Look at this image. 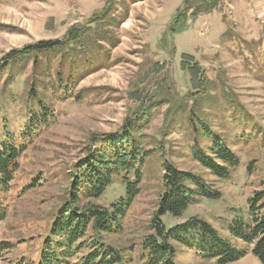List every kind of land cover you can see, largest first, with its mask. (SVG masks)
I'll list each match as a JSON object with an SVG mask.
<instances>
[{
	"label": "rangeland",
	"instance_id": "obj_1",
	"mask_svg": "<svg viewBox=\"0 0 264 264\" xmlns=\"http://www.w3.org/2000/svg\"><path fill=\"white\" fill-rule=\"evenodd\" d=\"M72 29L86 30L85 47L75 43L64 58H40L43 71L35 72L32 61L4 64L13 50L64 41ZM197 64L193 76L188 68ZM0 69L1 141L22 142L40 101L54 115L28 141L5 196L0 241L13 248L0 264L39 258L71 197L80 161L104 135L126 125L151 151L122 230L102 236L127 264H140L142 242L152 233L165 163L202 176L222 195L200 200L180 219L167 216V227L199 218L229 238L234 212H246L248 199L264 189V0H0ZM60 70L72 76L63 87L55 83ZM209 134L240 157L229 180L219 181L194 159L195 149L209 152ZM126 176L115 178L101 200L80 203L110 207L126 197V182L135 181L132 173ZM232 243L248 254L231 264H261L252 247ZM176 251L177 264H218L180 245Z\"/></svg>",
	"mask_w": 264,
	"mask_h": 264
},
{
	"label": "trees",
	"instance_id": "obj_2",
	"mask_svg": "<svg viewBox=\"0 0 264 264\" xmlns=\"http://www.w3.org/2000/svg\"><path fill=\"white\" fill-rule=\"evenodd\" d=\"M209 10L210 8H206L202 12L197 11L203 13ZM172 30L177 31L175 28ZM85 33V29H72L64 41H40L21 50H13L6 56L4 64L32 61L34 71L39 73L44 70L39 64L40 58L48 60L58 55H63L64 58V54L73 49L72 44L83 43L81 38ZM105 41L104 37L97 39V42ZM82 47L85 45H81V50ZM74 54L76 55L75 52ZM184 56V59L193 58L190 55ZM196 67H199L198 64L188 68L193 76L196 75ZM46 72H49V68ZM71 79L69 73L65 74L60 70L56 73L55 83L63 87L64 83L68 85ZM31 95L38 96L34 92ZM39 104V113L30 117L28 126L19 137L22 141L20 144L17 143V139L11 137L0 140V223L7 216L4 199L11 191L15 174L20 168L19 161L28 141L37 136L54 117L48 112L45 104L41 101ZM133 130V125H126L119 133L104 135L100 140V146L80 161L71 197L58 212L48 236L41 245L39 258L32 264H127L125 257L105 243L102 236L118 234L122 230L123 221L139 195L142 168L151 151L141 148L133 138ZM209 136L211 138L209 152L195 149L194 159L219 181L229 180L240 165V157L221 137L210 134ZM248 172H254L252 164L248 167ZM122 173L128 176L132 173L135 178L134 182H126L125 198L110 207L90 202L83 205L80 203L83 199L101 200L107 188ZM128 176L125 179H128ZM31 188L34 186L29 187ZM221 198V192L215 190L202 176L165 163L163 192L151 223L152 233L142 242L140 264H177L176 245L196 251L206 260H217L218 264L235 263L248 254V249H239L232 243L233 239L252 247V254L264 264V189L255 192L248 199L246 212L241 210L234 212V220L229 223V238L223 237L211 224L199 218H191L167 227L164 220L167 216L171 219H180L200 200ZM90 232L92 234L89 236ZM12 248V244L0 241V262L3 253Z\"/></svg>",
	"mask_w": 264,
	"mask_h": 264
}]
</instances>
